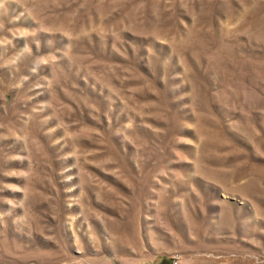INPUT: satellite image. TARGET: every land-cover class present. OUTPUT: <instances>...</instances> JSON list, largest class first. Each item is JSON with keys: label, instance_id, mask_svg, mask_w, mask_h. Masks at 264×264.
Here are the masks:
<instances>
[{"label": "rangeland", "instance_id": "374dc122", "mask_svg": "<svg viewBox=\"0 0 264 264\" xmlns=\"http://www.w3.org/2000/svg\"><path fill=\"white\" fill-rule=\"evenodd\" d=\"M264 264V0H0V264Z\"/></svg>", "mask_w": 264, "mask_h": 264}, {"label": "built area", "instance_id": "2783aa9c", "mask_svg": "<svg viewBox=\"0 0 264 264\" xmlns=\"http://www.w3.org/2000/svg\"><path fill=\"white\" fill-rule=\"evenodd\" d=\"M172 264H177V261L176 260H172Z\"/></svg>", "mask_w": 264, "mask_h": 264}, {"label": "trees", "instance_id": "16d2710c", "mask_svg": "<svg viewBox=\"0 0 264 264\" xmlns=\"http://www.w3.org/2000/svg\"><path fill=\"white\" fill-rule=\"evenodd\" d=\"M170 264H171V261H170Z\"/></svg>", "mask_w": 264, "mask_h": 264}]
</instances>
